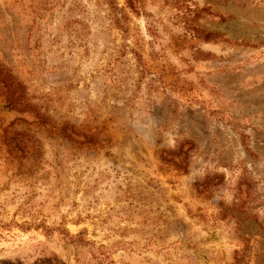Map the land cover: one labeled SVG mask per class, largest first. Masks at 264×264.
Returning a JSON list of instances; mask_svg holds the SVG:
<instances>
[{"label":"rangeland","instance_id":"374dc122","mask_svg":"<svg viewBox=\"0 0 264 264\" xmlns=\"http://www.w3.org/2000/svg\"><path fill=\"white\" fill-rule=\"evenodd\" d=\"M0 264H264V0H0Z\"/></svg>","mask_w":264,"mask_h":264},{"label":"trees","instance_id":"16d2710c","mask_svg":"<svg viewBox=\"0 0 264 264\" xmlns=\"http://www.w3.org/2000/svg\"><path fill=\"white\" fill-rule=\"evenodd\" d=\"M126 3L128 5V7H130L135 12H137L138 5H139V0H126Z\"/></svg>","mask_w":264,"mask_h":264}]
</instances>
